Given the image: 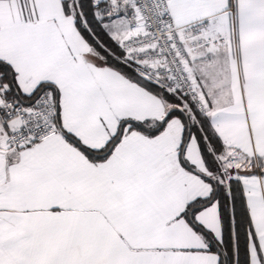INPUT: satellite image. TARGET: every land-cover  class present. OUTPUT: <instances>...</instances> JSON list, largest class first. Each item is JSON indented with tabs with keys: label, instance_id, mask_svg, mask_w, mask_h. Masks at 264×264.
Instances as JSON below:
<instances>
[{
	"label": "snow or ice",
	"instance_id": "1",
	"mask_svg": "<svg viewBox=\"0 0 264 264\" xmlns=\"http://www.w3.org/2000/svg\"><path fill=\"white\" fill-rule=\"evenodd\" d=\"M0 264H264V0H0Z\"/></svg>",
	"mask_w": 264,
	"mask_h": 264
}]
</instances>
